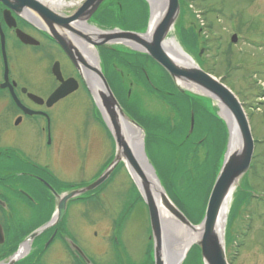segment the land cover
Returning a JSON list of instances; mask_svg holds the SVG:
<instances>
[{"label": "rangeland", "instance_id": "rangeland-1", "mask_svg": "<svg viewBox=\"0 0 264 264\" xmlns=\"http://www.w3.org/2000/svg\"><path fill=\"white\" fill-rule=\"evenodd\" d=\"M181 3L182 14L170 36L193 55L199 67L237 94L250 116L256 142L252 167L241 179L230 205L225 232L228 261L264 264V0H181ZM194 10L203 14L206 28L194 17ZM150 17L148 0H108L93 23H103L122 32L145 33ZM200 26L206 29L203 36L199 35ZM234 35L238 36L237 44L233 43ZM111 58L106 52L101 53V69L124 111L143 127L147 156L167 196L178 201L179 188H184V199L193 206L187 208L190 217L194 224L202 223L213 181L224 165L229 148L228 124L205 96L192 98V104L179 100L178 86L158 64L137 57L135 66L131 67L126 61L114 62ZM66 67L68 77L72 76L70 63ZM143 74L153 88L145 86ZM142 84L148 92H144ZM185 91L197 97L202 95ZM148 93L155 95L149 97ZM194 104L203 105L204 110L194 109L195 130L187 139L191 124L188 115L192 109L188 113L187 110ZM67 117L64 136L69 150V171L74 165V148L84 164L87 160L95 166L78 179L70 175L69 182L90 186L114 161L116 144L94 97L85 89L69 97ZM187 194L196 195L195 201L191 202ZM75 212L74 208L70 221L75 220ZM77 215L81 222L71 224L70 228L79 233L75 227L83 225L78 237L85 248L89 241L104 240V246L93 251L100 262L110 261L113 252L110 239L114 236L128 250L131 264H153L154 241L148 208L124 165L115 168L102 188L94 191L93 202L84 205ZM100 227L107 229L106 235ZM94 232H99L98 238ZM39 240H34L33 250L39 246ZM15 248L14 244L0 245V261L14 253ZM31 260L32 257L15 264H27ZM182 264H204L200 247L195 246Z\"/></svg>", "mask_w": 264, "mask_h": 264}, {"label": "flooded vegetation", "instance_id": "flooded-vegetation-1", "mask_svg": "<svg viewBox=\"0 0 264 264\" xmlns=\"http://www.w3.org/2000/svg\"><path fill=\"white\" fill-rule=\"evenodd\" d=\"M6 1L16 3L0 0V245L14 244L16 248L0 264H15L31 257L33 260L27 264H104L93 253L104 246V240L89 241L85 248L78 237L83 225L75 227L79 233L70 228L71 224L81 222L77 213L94 195L69 201L64 220L49 225L63 196L80 189L69 182L70 175L75 180L95 167L87 160L84 164L74 148V165L69 171L64 132L68 126V99L72 95L51 100L61 87L54 74L55 65H59L65 81L74 78L80 89L85 87L39 15L27 7L18 11ZM20 32L32 41L23 42ZM68 63L72 67L70 77ZM74 208L75 220L70 221ZM40 229L44 230L34 239H40V244L33 250L36 242L30 237ZM101 231L106 235V228ZM99 232H94L95 238ZM110 240L113 252L107 264H131L122 241L114 236ZM27 243V253L17 259Z\"/></svg>", "mask_w": 264, "mask_h": 264}, {"label": "water", "instance_id": "water-1", "mask_svg": "<svg viewBox=\"0 0 264 264\" xmlns=\"http://www.w3.org/2000/svg\"><path fill=\"white\" fill-rule=\"evenodd\" d=\"M105 1L107 0H85L82 5L74 10H70L68 16L63 17L56 13L54 7L44 5L38 0H15V4L6 1L10 7L17 9L18 11L27 7L39 14L44 20L50 21H47V24L51 36L65 50L70 60L75 65L83 83L96 100V103L104 116L105 122L113 134L117 146L115 160L105 174L91 186L66 195L59 205V211L56 214L55 219L58 220V222L62 221L69 200L100 187L110 177L113 170L120 163H124L149 210L152 239L154 241L155 264H168V255L166 254V257L164 256L165 238L159 208L156 199L152 194L151 184L146 175L148 168L145 165L142 156L136 153L134 149L128 145V140L123 130V122L131 123L139 129H141V127L131 120L125 113L102 70L97 69L88 63L86 53H82L73 40L77 38V42H79L80 39H82L87 45H93L98 48L123 44L134 51L148 54L171 75L174 81L186 82L203 89L208 97L222 105L235 120L239 142L232 146V138L230 140L224 165L211 192L203 222L198 226L193 225L173 204L166 193L163 197L165 205L169 211L182 224L193 229L197 227L202 228L201 240L197 242L196 245L201 249L204 263L229 264L225 245L224 242L222 244L220 240L217 228L222 208L229 196L234 193L240 180L249 172L255 152V141L244 107L238 100L237 96L228 87L221 83V81H217L212 75L204 72L200 68L180 66L176 64L164 50L163 45L167 41L168 35L174 28L181 13L180 0H168L167 8L158 20L151 34L150 29L144 35L113 30L103 32V35L96 37V35L85 31L83 27L89 26L90 20L98 12L99 8ZM67 7L71 6L65 5V8ZM66 32H69V34H66ZM19 35L25 42L30 39V37L23 33H20ZM148 35H150L149 39H147ZM236 42L237 37L235 36L233 38V43ZM54 74L61 82H63V84L52 97L51 100L53 102L78 91V81L76 79L64 81L58 64L54 67ZM93 79H98L100 82V87L97 88V93L91 88V82H93ZM106 116L109 121L106 119ZM194 123V118H192L191 130L194 128ZM142 152L143 156L149 163L144 143ZM149 165L154 171L152 165L150 163ZM0 233H2V230H0ZM37 235L38 234L33 235L32 239ZM189 251L190 249L187 250L179 264L183 263L188 256Z\"/></svg>", "mask_w": 264, "mask_h": 264}, {"label": "bare ground", "instance_id": "bare-ground-1", "mask_svg": "<svg viewBox=\"0 0 264 264\" xmlns=\"http://www.w3.org/2000/svg\"><path fill=\"white\" fill-rule=\"evenodd\" d=\"M151 8H152V22H151V31L154 30L158 20L163 15L164 11L167 8L168 0H148ZM62 1H58V7L61 8ZM83 29L85 31L90 32L93 35L101 36L103 32L98 30L95 27H88L84 26ZM150 38V35L147 36V39ZM80 48L85 51L87 54L88 63L97 69H101L100 61H99V54L98 51L92 47L91 45L84 44L80 46ZM164 50L171 59L180 66H190V67H197L195 61L191 58V56L186 53L183 48L178 43V40L174 37H170L163 45ZM181 85L184 88L192 89L198 93H204V90L200 87H197L192 84H188L186 82H181ZM100 87V82L97 79H93L91 82L92 90L97 93V88ZM220 108V115L221 117L226 120L227 124L231 130L232 136V146L238 144L239 142V135L236 128V123L234 118L227 112V110L223 107L218 105ZM102 108V107H101ZM103 111V109H102ZM106 119L108 120L107 116ZM109 121V120H108ZM123 130L125 132L126 138L128 140V145L134 149V151L140 154L144 160L145 165L148 168L146 171L147 179L151 184V191L153 196L156 199L160 219L163 227L164 232V256L168 255V264H179V262L185 256V253L188 249L193 247L197 242L201 240L202 237V228H191L182 224L167 208L164 202V190L161 187L158 179L156 178L154 171L150 167L149 163L147 162L146 158L143 156L142 148H143V132L136 126L131 123L123 122ZM232 201V195L229 196L225 205L222 208L220 218H219V225L217 228V233L220 237V240L223 244L224 242V232L226 221L230 211V205ZM30 244L27 243L23 246V250L20 252L18 257L24 256L27 253Z\"/></svg>", "mask_w": 264, "mask_h": 264}, {"label": "trees", "instance_id": "trees-1", "mask_svg": "<svg viewBox=\"0 0 264 264\" xmlns=\"http://www.w3.org/2000/svg\"><path fill=\"white\" fill-rule=\"evenodd\" d=\"M104 52H106L108 55H110V58L111 59H113L114 60V62H118V61H126L127 62V66H131V67H134L135 66V62H136V59H133V57H143L145 60H146V62H148L149 60L150 61H152L153 62V60L149 57V56H147V55H139V54H136V53H134L133 55H135V56H132V55H130V54H124V53H122L123 51H121V50H117V51H109V50H103ZM103 51H101V52H103ZM117 57V58H116ZM155 63V62H154ZM127 71L129 72V73H131V71L130 70H128L127 69ZM109 83H110V85L112 86V84H111V82L109 81ZM145 86L147 87V88H151L152 87V84H151V82L150 81H147L146 82V84H145ZM113 87V86H112ZM153 88V87H152ZM155 90H157V92H161V91H159L158 89H155ZM145 92H146V90H145ZM162 93V92H161ZM178 93V95H177V97H178V99L179 100H181V101H183V102H187V104H192V97L190 96V95H184V94H182L181 92H177ZM154 93H152V94H150V93H148V96L149 97H151V95H153ZM163 94L164 95H168L167 93H164L163 92ZM155 95V94H154ZM158 99H159V96H156ZM195 99H196V97H195ZM186 105V104H185ZM192 107H195V104L193 105V106H189V108H188V110H187V113H188V111H190L191 109H192ZM201 106H198V108H200ZM196 108V107H195ZM177 110H178V108H177ZM214 182H215V179H214V181H213V184H214ZM212 187H213V185H212ZM211 190H212V188H211ZM188 191H190V189H188ZM188 191H187V193H188ZM138 192V191H137ZM179 192L181 193V196H179V198H178V201H174L175 202V204L177 205V207L192 221V222H194L193 221V219L190 217V213L188 212V209L187 208H192L193 206L190 204V203H188L187 201H186V199H184V197H185V193H184V188H179ZM210 193H211V191H210ZM139 194V193H138ZM139 196H140V194H139ZM196 195H189V194H187V198H189V199H191V202H194L195 201V199H196ZM209 197V196H208ZM141 198V197H140ZM207 200H208V198H207ZM206 204H207V201H206Z\"/></svg>", "mask_w": 264, "mask_h": 264}]
</instances>
